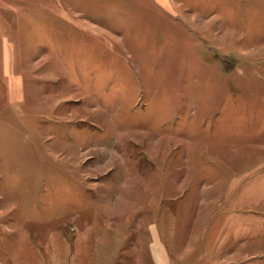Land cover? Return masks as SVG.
I'll use <instances>...</instances> for the list:
<instances>
[{
    "label": "rangeland",
    "instance_id": "obj_1",
    "mask_svg": "<svg viewBox=\"0 0 264 264\" xmlns=\"http://www.w3.org/2000/svg\"><path fill=\"white\" fill-rule=\"evenodd\" d=\"M164 207L264 264V0H0V264H154Z\"/></svg>",
    "mask_w": 264,
    "mask_h": 264
},
{
    "label": "crops",
    "instance_id": "obj_2",
    "mask_svg": "<svg viewBox=\"0 0 264 264\" xmlns=\"http://www.w3.org/2000/svg\"><path fill=\"white\" fill-rule=\"evenodd\" d=\"M163 212L160 219H153L148 225L147 237L150 238L151 246L150 255L147 254V257L153 260L154 264H251L252 254L245 251V246L241 248V244H245L249 237H243L239 244L232 246L226 234L220 237L221 223H217L214 228L206 225L205 218L208 216L203 215V208L197 214L198 219L194 220V226L192 224L193 236L190 240L183 237L181 223L176 225L177 221L173 222L175 220L172 219L168 208L164 207ZM161 221L162 232L159 228ZM126 222L131 224L129 221ZM177 227L179 231L175 232L174 229ZM244 234L243 232V236ZM183 240L188 243L181 248Z\"/></svg>",
    "mask_w": 264,
    "mask_h": 264
}]
</instances>
